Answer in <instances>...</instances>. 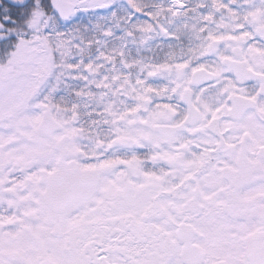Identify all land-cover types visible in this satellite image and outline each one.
<instances>
[{"label": "snow or ice", "instance_id": "1", "mask_svg": "<svg viewBox=\"0 0 264 264\" xmlns=\"http://www.w3.org/2000/svg\"><path fill=\"white\" fill-rule=\"evenodd\" d=\"M0 264H264V0H0Z\"/></svg>", "mask_w": 264, "mask_h": 264}]
</instances>
